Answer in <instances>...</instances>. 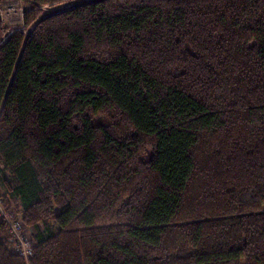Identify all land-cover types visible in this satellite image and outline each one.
Returning <instances> with one entry per match:
<instances>
[{"label":"trees","instance_id":"trees-1","mask_svg":"<svg viewBox=\"0 0 264 264\" xmlns=\"http://www.w3.org/2000/svg\"><path fill=\"white\" fill-rule=\"evenodd\" d=\"M22 1L0 199L35 246L0 220V264H264V0Z\"/></svg>","mask_w":264,"mask_h":264},{"label":"built area","instance_id":"built-area-1","mask_svg":"<svg viewBox=\"0 0 264 264\" xmlns=\"http://www.w3.org/2000/svg\"><path fill=\"white\" fill-rule=\"evenodd\" d=\"M64 8H66V6L62 5L55 8L54 12L63 10ZM1 204L2 202L0 199V220L5 223V239L9 243L13 253L28 260L32 256L34 244L25 232V225H23L21 218L17 216L15 212L12 210H5Z\"/></svg>","mask_w":264,"mask_h":264},{"label":"rangeland","instance_id":"rangeland-1","mask_svg":"<svg viewBox=\"0 0 264 264\" xmlns=\"http://www.w3.org/2000/svg\"><path fill=\"white\" fill-rule=\"evenodd\" d=\"M90 1H96V0H78L79 3L90 2ZM41 8H42V12L40 16H46L49 13H53L55 8L57 7L53 8L50 7L49 5H42ZM25 9H26V5L22 0L4 1V3L0 5V22L3 24V26L7 27L8 30H12L14 28H22L25 34L29 33L32 29V26L29 25L28 27H25L24 23L22 22V19L24 18ZM17 216H19V214H17ZM22 223L23 225H25L24 229L27 236H29V238L32 240L35 246V240L33 237L35 231L34 228L32 227L31 224H27L23 220Z\"/></svg>","mask_w":264,"mask_h":264}]
</instances>
